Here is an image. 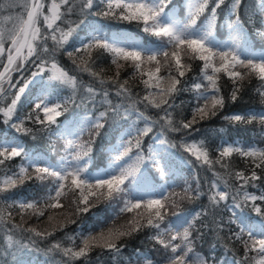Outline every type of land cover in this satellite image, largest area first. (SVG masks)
Returning a JSON list of instances; mask_svg holds the SVG:
<instances>
[{"label":"snow or ice","instance_id":"snow-or-ice-1","mask_svg":"<svg viewBox=\"0 0 264 264\" xmlns=\"http://www.w3.org/2000/svg\"><path fill=\"white\" fill-rule=\"evenodd\" d=\"M249 89L264 105V0L0 4V124L52 149L63 142L53 156L0 132V264H30L31 251L43 264H229L218 247L231 264H264V107L224 114ZM217 117L257 125L258 140L196 139ZM173 150L190 165L178 188L160 183L176 174ZM29 184L35 193L22 196ZM202 198L190 218L186 205ZM101 205L111 218L85 233L84 217ZM205 229L213 240L202 251ZM142 233L158 254L125 258Z\"/></svg>","mask_w":264,"mask_h":264},{"label":"trees","instance_id":"trees-1","mask_svg":"<svg viewBox=\"0 0 264 264\" xmlns=\"http://www.w3.org/2000/svg\"><path fill=\"white\" fill-rule=\"evenodd\" d=\"M7 3V0H0V4H5ZM7 15V13H3ZM124 30L130 31L133 33V35H136L139 39L144 41L145 43H152L154 38H148L146 34H143L140 32L139 29H136L134 26L128 27L126 25L121 26ZM64 62L67 64L69 61H67V58L64 57ZM106 67L107 66V61L104 62L103 65ZM195 68V66H194ZM131 70H128L125 73H122V76H127ZM85 81H87L89 78L85 75L84 76ZM255 83V81L253 82ZM224 90L227 93L228 91V83H224ZM135 91H139V88L135 89ZM35 97L29 94V97L24 100V109L26 110L31 103V100L34 99ZM114 103L117 102V99L114 97ZM188 95H182L180 99H188ZM264 107V105L261 104L260 98L251 90H247L240 102H238L236 105H230L225 109V113L227 114L228 112H233V111H245V110H252V111H260ZM78 113H80L82 116L87 114V110L85 108H78L76 110ZM148 115H154L153 110L149 109L148 110ZM201 131L200 133L195 134L196 139L200 138H205L206 141L209 143L210 147H215L217 144L220 142V137L222 136L224 140H236L237 143H245V144H252L253 142H256L258 140V135H257V125L253 124L247 128H240V127H231L227 124V122L223 121L221 118L217 117L214 120L210 122H204L200 126ZM220 128L225 129L223 133H219L218 130ZM0 132H2L4 135L9 136V135H16L20 136L22 141L25 143H30L34 147L37 148H47L50 150L49 154L55 156L56 155V150L62 148L63 142L58 141L56 142V148L52 149L51 146L47 143L46 139H39L36 141H31L30 138L24 137L22 134L15 133L14 130L10 129L7 125L0 124ZM181 134H172L171 139L177 140L180 138ZM148 143H152V140H148ZM174 156L173 160L176 165H178L176 174L174 178L168 179V180H163L160 181V183H166V187H179L180 185L183 184V181L185 178L189 176V169L190 165L186 164L183 162L180 156V152L173 150ZM235 161V166L237 168L243 167L242 161H240L237 158H234ZM15 163V162H14ZM201 175H208L210 176V173H204L201 171ZM207 185L205 184V187ZM35 193V189L32 184L26 185L22 190H20V194L22 196H30L31 194ZM207 203L206 198H202L201 200L192 203V204H187L186 207L189 209V217L191 218V215L194 214L197 211H200L201 206L205 205ZM219 214L223 216L224 220H228L229 216V210L228 208L221 207L219 210ZM112 216V209L107 208L104 205L99 206L98 209L93 210V212L89 213L88 216L84 217L83 223H82V228L83 231L86 233L90 229H94V224L102 219L105 218H111ZM30 223H34L35 221H29ZM80 224V222H78ZM77 225H72L68 229L69 232H72L73 230H77ZM206 232V236L204 241H199L198 244L201 245L199 250L206 251L209 247V243L212 242L213 237L211 236L210 233H208V230H204ZM59 235V234H58ZM147 233H142L138 237L132 239L131 241L128 242V247L124 250V257H130L133 256L135 250L139 248L141 250V254L143 255L145 252H150L152 256H156L158 253L153 250V244L151 241H149L147 238ZM37 246L40 248H43L46 246L45 242L37 241ZM158 247V246H157ZM95 255V253L93 254ZM216 255L221 259V260H227L229 264H231L232 256L229 254L223 247H218L216 249ZM30 258V264H43V261L45 259L44 255L40 252L36 251H31L26 257V259ZM8 264H12V258L8 257Z\"/></svg>","mask_w":264,"mask_h":264},{"label":"bare ground","instance_id":"bare-ground-1","mask_svg":"<svg viewBox=\"0 0 264 264\" xmlns=\"http://www.w3.org/2000/svg\"><path fill=\"white\" fill-rule=\"evenodd\" d=\"M160 181H162V180H160Z\"/></svg>","mask_w":264,"mask_h":264}]
</instances>
